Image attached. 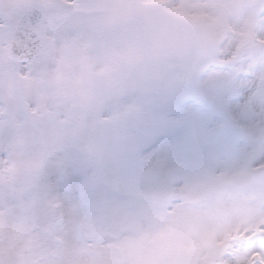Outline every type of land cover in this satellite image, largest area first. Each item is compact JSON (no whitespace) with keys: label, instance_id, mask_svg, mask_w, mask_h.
Instances as JSON below:
<instances>
[{"label":"snow or ice","instance_id":"snow-or-ice-1","mask_svg":"<svg viewBox=\"0 0 264 264\" xmlns=\"http://www.w3.org/2000/svg\"><path fill=\"white\" fill-rule=\"evenodd\" d=\"M0 264H264V0H0Z\"/></svg>","mask_w":264,"mask_h":264}]
</instances>
